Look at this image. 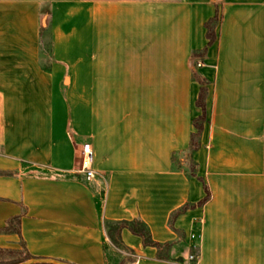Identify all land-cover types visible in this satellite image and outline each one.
Wrapping results in <instances>:
<instances>
[{
	"label": "crops",
	"instance_id": "1",
	"mask_svg": "<svg viewBox=\"0 0 264 264\" xmlns=\"http://www.w3.org/2000/svg\"><path fill=\"white\" fill-rule=\"evenodd\" d=\"M186 156L195 175L175 166ZM135 219L167 259L129 228L131 252L111 242L107 222ZM24 247L70 264H264V0H0V248Z\"/></svg>",
	"mask_w": 264,
	"mask_h": 264
},
{
	"label": "trees",
	"instance_id": "2",
	"mask_svg": "<svg viewBox=\"0 0 264 264\" xmlns=\"http://www.w3.org/2000/svg\"><path fill=\"white\" fill-rule=\"evenodd\" d=\"M216 20L217 19L214 17L206 22L207 36L209 38V43L215 40ZM205 100H206V89L202 87L200 90L197 102H196L197 105L202 108V114L194 118L193 120V125L196 130L191 134L188 156L193 151H195L199 147V144H200L199 137L203 129V123L206 120ZM188 156L184 157L185 163H187L190 160ZM189 167H190V170H188L189 173L191 175H195V164L191 160H190ZM208 196H209V193L200 203L205 202ZM19 222H20L19 216L12 218L8 222V225L4 228V230L5 231H16L19 233L20 232L19 227H18ZM106 228H107L108 237L110 238L111 242L118 248H122L125 251L131 252V250L128 249L124 245L122 238H121L122 229L129 228L132 233L142 238L143 243L145 245H150V246H154L157 248L158 258L167 259L168 257L165 250L169 247V244L168 243L162 244V243L155 241L152 238V235L148 227L139 219L130 220V221L122 220V221H116V222H107ZM32 258H40V257H37L29 253L26 247H24V249L22 250L0 248V264H18V263L24 262Z\"/></svg>",
	"mask_w": 264,
	"mask_h": 264
},
{
	"label": "built area",
	"instance_id": "3",
	"mask_svg": "<svg viewBox=\"0 0 264 264\" xmlns=\"http://www.w3.org/2000/svg\"><path fill=\"white\" fill-rule=\"evenodd\" d=\"M198 65H201L198 63ZM93 148L90 143L85 142L81 146L80 151V171L84 173L85 178L87 180H91L95 177V170L93 168ZM196 234H191V238H195ZM190 260H195L197 256L195 254H191L189 256Z\"/></svg>",
	"mask_w": 264,
	"mask_h": 264
},
{
	"label": "rangeland",
	"instance_id": "4",
	"mask_svg": "<svg viewBox=\"0 0 264 264\" xmlns=\"http://www.w3.org/2000/svg\"><path fill=\"white\" fill-rule=\"evenodd\" d=\"M46 21H48V19H46ZM49 31H50V29H49V27H45L44 28V31H43V34H44V36H43V38H42V48L44 49V50H46V49H49L50 48V40H49V38H48V36H49ZM180 158L179 157H176V162H175V166L177 167V168H182V169H186V170H190V167H189V165H190V160L185 164H183V163H181V161L179 160ZM36 264H45V263H36Z\"/></svg>",
	"mask_w": 264,
	"mask_h": 264
},
{
	"label": "water",
	"instance_id": "5",
	"mask_svg": "<svg viewBox=\"0 0 264 264\" xmlns=\"http://www.w3.org/2000/svg\"><path fill=\"white\" fill-rule=\"evenodd\" d=\"M35 263H45V264H70L63 261H58L50 258H32L18 264H35Z\"/></svg>",
	"mask_w": 264,
	"mask_h": 264
}]
</instances>
